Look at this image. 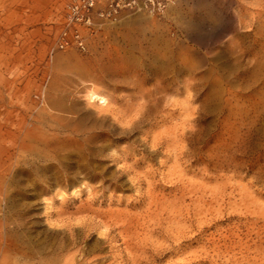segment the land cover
<instances>
[{
  "label": "rangeland",
  "instance_id": "rangeland-1",
  "mask_svg": "<svg viewBox=\"0 0 264 264\" xmlns=\"http://www.w3.org/2000/svg\"><path fill=\"white\" fill-rule=\"evenodd\" d=\"M68 2L0 0V264H264V0Z\"/></svg>",
  "mask_w": 264,
  "mask_h": 264
},
{
  "label": "built area",
  "instance_id": "built-area-1",
  "mask_svg": "<svg viewBox=\"0 0 264 264\" xmlns=\"http://www.w3.org/2000/svg\"><path fill=\"white\" fill-rule=\"evenodd\" d=\"M177 0H69L57 47L62 50L88 49L89 36L104 22L123 15L146 13L163 17Z\"/></svg>",
  "mask_w": 264,
  "mask_h": 264
},
{
  "label": "bare ground",
  "instance_id": "bare-ground-1",
  "mask_svg": "<svg viewBox=\"0 0 264 264\" xmlns=\"http://www.w3.org/2000/svg\"><path fill=\"white\" fill-rule=\"evenodd\" d=\"M90 99L91 101H98L101 104L107 102V98L104 95L98 93H92Z\"/></svg>",
  "mask_w": 264,
  "mask_h": 264
}]
</instances>
